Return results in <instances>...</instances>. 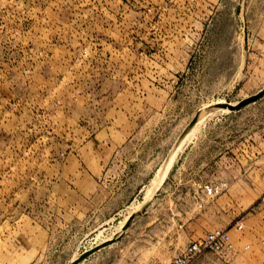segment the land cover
<instances>
[{"label":"rangeland","instance_id":"374dc122","mask_svg":"<svg viewBox=\"0 0 264 264\" xmlns=\"http://www.w3.org/2000/svg\"><path fill=\"white\" fill-rule=\"evenodd\" d=\"M263 88L264 0H0V264H264Z\"/></svg>","mask_w":264,"mask_h":264},{"label":"built area","instance_id":"2783aa9c","mask_svg":"<svg viewBox=\"0 0 264 264\" xmlns=\"http://www.w3.org/2000/svg\"><path fill=\"white\" fill-rule=\"evenodd\" d=\"M228 241L229 236L225 230L207 233L201 240L191 243L171 264H190L203 252L220 253L224 250Z\"/></svg>","mask_w":264,"mask_h":264},{"label":"crops","instance_id":"0c3cea01","mask_svg":"<svg viewBox=\"0 0 264 264\" xmlns=\"http://www.w3.org/2000/svg\"><path fill=\"white\" fill-rule=\"evenodd\" d=\"M204 214H206L205 212H203L202 214L199 213H194L192 212L191 214V218L189 217V219H191V222H189L188 224V228L190 230V236H197L199 235V233H201L202 231L205 230V228H210V227H214L215 226V219L216 216L213 213L211 216L210 214H207V216H203ZM210 219L211 221L206 222V224H201L200 220L203 218ZM117 244L119 243H113L109 246H106L98 251H96L95 253L91 254L90 256H88L86 259H84L83 261H81L79 264H96L97 258L101 257L104 253H107V251L114 249ZM74 259H72L73 261ZM71 262V261H70Z\"/></svg>","mask_w":264,"mask_h":264},{"label":"water","instance_id":"95a60500","mask_svg":"<svg viewBox=\"0 0 264 264\" xmlns=\"http://www.w3.org/2000/svg\"><path fill=\"white\" fill-rule=\"evenodd\" d=\"M264 96V88L262 90H260L257 94L252 95L248 98L243 99L242 101H240L239 103H237L236 105H222L221 108L222 109H227L229 111H237L242 109L243 107H245L246 105L250 104V103H254L256 101H258L261 97ZM115 240H110L107 242L102 243L101 245L83 253L80 257H78L77 259H75L74 261H72L70 264H79L81 261H83L84 259H86L88 256H90L91 254L95 253L96 251L111 245L112 243H114Z\"/></svg>","mask_w":264,"mask_h":264},{"label":"bare ground","instance_id":"6f19581e","mask_svg":"<svg viewBox=\"0 0 264 264\" xmlns=\"http://www.w3.org/2000/svg\"><path fill=\"white\" fill-rule=\"evenodd\" d=\"M206 106H207V105H206ZM233 106H234V105H233ZM223 110L229 111V110H227V109H223ZM209 113H210V112H209ZM205 116H206V115H205ZM199 121H200V120H199ZM197 126H198V124H197ZM191 133H192V131L190 132V135H191ZM193 133H195V132H193ZM193 133H192V134H193ZM188 135H189V134H188ZM188 138H189V137H188ZM186 141H187V140H186ZM184 143H185V142H184ZM188 143H189V142H188ZM188 143H187V144H188ZM180 147H181V146H180ZM180 147H179V148H180ZM176 153H177V152H176Z\"/></svg>","mask_w":264,"mask_h":264}]
</instances>
